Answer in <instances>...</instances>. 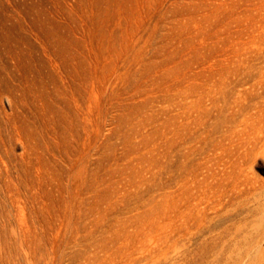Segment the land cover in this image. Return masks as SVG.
I'll return each instance as SVG.
<instances>
[{"label":"rangeland","instance_id":"374dc122","mask_svg":"<svg viewBox=\"0 0 264 264\" xmlns=\"http://www.w3.org/2000/svg\"><path fill=\"white\" fill-rule=\"evenodd\" d=\"M0 264H264V0H0Z\"/></svg>","mask_w":264,"mask_h":264},{"label":"bare ground","instance_id":"6f19581e","mask_svg":"<svg viewBox=\"0 0 264 264\" xmlns=\"http://www.w3.org/2000/svg\"><path fill=\"white\" fill-rule=\"evenodd\" d=\"M10 101V100H9ZM10 102H12V101H10ZM14 130H15V128H14ZM17 131V130H16ZM21 139V138H20Z\"/></svg>","mask_w":264,"mask_h":264}]
</instances>
